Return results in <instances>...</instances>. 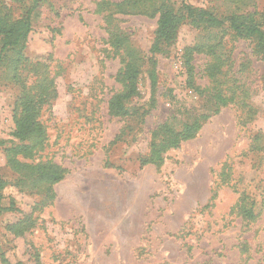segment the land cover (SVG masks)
Masks as SVG:
<instances>
[{
    "label": "rangeland",
    "instance_id": "obj_1",
    "mask_svg": "<svg viewBox=\"0 0 264 264\" xmlns=\"http://www.w3.org/2000/svg\"><path fill=\"white\" fill-rule=\"evenodd\" d=\"M34 1L0 0V18L16 25ZM38 1L30 33L0 64V264H264L257 40L184 18L159 42L164 0ZM186 2L264 29V0ZM127 51L136 90L129 115L115 116ZM25 104L43 133L24 141L34 145L15 169L6 149L21 144ZM49 165L64 176L45 195L29 167ZM243 203L255 218H243Z\"/></svg>",
    "mask_w": 264,
    "mask_h": 264
},
{
    "label": "trees",
    "instance_id": "obj_2",
    "mask_svg": "<svg viewBox=\"0 0 264 264\" xmlns=\"http://www.w3.org/2000/svg\"><path fill=\"white\" fill-rule=\"evenodd\" d=\"M141 2L140 0H136L134 2V8H138ZM39 1L35 0L32 10L29 11L26 17L20 20L16 25H7L2 18H0V36L5 35L3 39V43L0 46V64L4 62V56L6 52L11 49H16L20 46L21 42L28 36L32 27V11L38 8ZM161 17L159 21V29H158V40L159 42L168 43L173 36H175L176 31L181 24L184 18L190 19L195 23H205L211 27H221L226 23L229 24V28L233 30L237 35L241 37H251L255 38L258 42V49L261 54L264 56V29L259 24H254L251 21L239 19L235 16L228 18L226 21L221 20L216 17L214 14L206 11H201L193 8L190 4L183 1L182 8L176 10L171 4V0H164L161 6ZM117 44L123 43L121 40L116 42ZM129 54V61L126 63L123 72L119 75V80L123 84L124 90L122 93L117 94L112 98L110 102V111L115 116H128L129 110L125 107L124 102L129 100L134 94L136 90V79L138 75V66L137 60L134 59L133 55L127 51ZM34 104L28 105L25 104L24 112L21 114L20 118L16 121V131L15 136L20 140L21 144L16 147H12L6 149L7 153L12 154L11 163L15 169H19L21 167H26V164H22L16 158L19 155L27 156L31 153V148L33 144H24L26 140H32L36 138L42 137V128L40 123L37 121V111L36 108L33 107ZM207 119V118H206ZM201 121H195L192 125H190L187 129V136L182 139H188L194 136L199 129L201 128ZM180 141V140H179ZM176 138L174 145H178L179 142ZM172 142H170L171 145ZM177 143V144H176ZM31 173L34 175L36 172H41L42 176L38 180L42 182L45 186L42 191L45 195H49L52 193V186L57 184L63 179L64 172L55 166H44L39 169L34 168L32 166L29 167ZM6 187V183L0 178V213L2 211V192ZM247 204H241V215L245 219L255 218V213L250 207L249 210L246 208ZM7 262V261H6ZM15 264H22L17 262Z\"/></svg>",
    "mask_w": 264,
    "mask_h": 264
}]
</instances>
